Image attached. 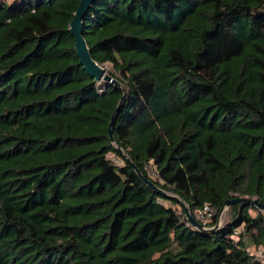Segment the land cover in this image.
Masks as SVG:
<instances>
[{"label":"trees","instance_id":"1","mask_svg":"<svg viewBox=\"0 0 264 264\" xmlns=\"http://www.w3.org/2000/svg\"><path fill=\"white\" fill-rule=\"evenodd\" d=\"M79 1L0 0V264H262L263 213L218 215L264 203V0H92L83 37L126 90L114 141L123 90L79 63Z\"/></svg>","mask_w":264,"mask_h":264},{"label":"water","instance_id":"2","mask_svg":"<svg viewBox=\"0 0 264 264\" xmlns=\"http://www.w3.org/2000/svg\"><path fill=\"white\" fill-rule=\"evenodd\" d=\"M92 0H80L75 12L73 13V18L69 22L68 30L74 37V49L76 51L77 57L79 58V63L82 65V67L85 69V71L93 77L95 81H106L110 84H113L114 86H119V82L111 77L109 73H107L106 68L104 65H100L96 61H94L90 55V50L87 46V43L83 37V28H82V18L85 15L87 9L89 8L90 3ZM123 90V94L121 99L118 102V105L116 106L115 110L113 111L110 121L108 124V133L109 138L111 141H114L113 137V126L115 122L116 114L119 111L120 105L126 95V90L119 86ZM117 150L124 155V157L127 158V156L123 153L122 149L117 147ZM131 166L134 168L138 176L143 180L147 186L152 189L153 191L157 192L158 194L172 197L176 199L179 204L184 209V215L186 218V222L191 227L195 228L198 231L201 232H213L217 225L213 227H205L202 223H200L190 212H189V206L185 204L178 196L174 194H169L165 192L163 189L159 188L157 185L153 183L150 179L146 178L141 171L137 168V166L130 162ZM240 205V208L244 206H250L257 208L260 212L264 215V203L257 197L252 196H239L232 199H228L225 201L224 206L228 205ZM223 209V208H222Z\"/></svg>","mask_w":264,"mask_h":264},{"label":"rangeland","instance_id":"3","mask_svg":"<svg viewBox=\"0 0 264 264\" xmlns=\"http://www.w3.org/2000/svg\"><path fill=\"white\" fill-rule=\"evenodd\" d=\"M105 68H106V71L107 73L109 74H113L115 75L114 76V79H116L118 82H119V86H121L122 88L123 85H122V82L120 81V76H119V73H116L114 71V69L112 68L111 64H108V63H105L104 64ZM103 80H101V83H102ZM103 85H100V87H102ZM108 158L115 164H121V161L119 160L118 157H116L115 155L113 154H108ZM148 169V173L149 175L153 178V179H156L157 178V174L155 172V169L153 166H148L147 167ZM170 194V193H169ZM164 204L166 206H171L172 208L176 209L177 212L179 214H181V218L186 221V218H185V215H184V211H182L181 209H183V207L180 205V204H174V203H171L169 201H165ZM236 209L235 208H232L231 205H228V206H224L223 209L220 211L219 215H218V226L220 225H223L225 222H227L231 215L234 213ZM189 212L192 214V212L189 210ZM251 215H255V212L254 211H250ZM211 211L210 213L209 212H206V213H202V214H197V218H199V220H201L202 222L204 223H207L210 221V218H211ZM194 217H195V213L192 214ZM254 251V250H253Z\"/></svg>","mask_w":264,"mask_h":264},{"label":"built area","instance_id":"4","mask_svg":"<svg viewBox=\"0 0 264 264\" xmlns=\"http://www.w3.org/2000/svg\"><path fill=\"white\" fill-rule=\"evenodd\" d=\"M210 211H211V213L213 214V210L212 209H210V207L208 206V205H205L204 207H203V209L202 210H200V211H198V212H196L195 213V218L196 219H199V218H197V214H202V213H206V212H209L210 213ZM212 214L210 215V216H212ZM238 232H239V229L237 230V231H235V235H238ZM253 254L257 257V258H259L260 260H262V264H264V255H263V252H262V250L261 249H257V250H254L253 251Z\"/></svg>","mask_w":264,"mask_h":264}]
</instances>
